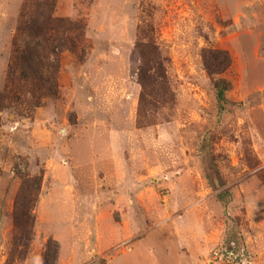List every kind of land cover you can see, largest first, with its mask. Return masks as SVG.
<instances>
[{
  "label": "rangeland",
  "instance_id": "374dc122",
  "mask_svg": "<svg viewBox=\"0 0 264 264\" xmlns=\"http://www.w3.org/2000/svg\"><path fill=\"white\" fill-rule=\"evenodd\" d=\"M41 1L0 0V264H264V0H55L54 93H8Z\"/></svg>",
  "mask_w": 264,
  "mask_h": 264
},
{
  "label": "trees",
  "instance_id": "16d2710c",
  "mask_svg": "<svg viewBox=\"0 0 264 264\" xmlns=\"http://www.w3.org/2000/svg\"><path fill=\"white\" fill-rule=\"evenodd\" d=\"M55 0H42L34 4L36 15L33 19L27 16V5L24 4L20 16V23L16 31L17 40L13 44L14 57L7 72L6 91L10 93L14 72L18 71L20 81L37 93L45 92L46 95L54 93L56 88L57 66L49 63V56L56 57V47L61 35L60 47L71 50L73 40L67 37L68 33H77L81 28L78 24L67 23L66 27L61 21L53 19ZM63 26L66 28L63 31ZM24 37V38H23ZM154 48V47H153ZM14 65V66H13ZM203 66L209 76L222 74L230 66V59L226 52L211 51L206 54ZM155 77L162 79V66L156 59H142L138 70V83L145 90L148 84L155 86ZM151 82V83H150ZM218 102H225V94L230 91L231 85L223 79L212 81ZM39 188V181L35 183Z\"/></svg>",
  "mask_w": 264,
  "mask_h": 264
}]
</instances>
